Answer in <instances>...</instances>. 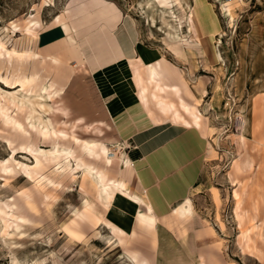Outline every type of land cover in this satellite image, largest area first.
<instances>
[{
	"label": "rangeland",
	"instance_id": "obj_1",
	"mask_svg": "<svg viewBox=\"0 0 264 264\" xmlns=\"http://www.w3.org/2000/svg\"><path fill=\"white\" fill-rule=\"evenodd\" d=\"M141 1L0 0V264H139L125 252L145 261L158 257L159 264H171L173 257L172 264H264V0H199L190 32L180 0H157L177 17L178 40L159 23L150 26ZM103 4L112 9L110 22L114 14L130 21L134 43L159 50L173 66L139 68L125 60L100 74L90 65L88 75L78 72L71 63L76 54L59 48L65 39L60 26ZM222 7L231 9L232 23ZM101 41L100 35L90 38V46ZM50 52L61 57L60 65L45 59ZM90 55V61L103 62L99 53ZM29 78H35L33 89L25 88ZM16 82L32 96L48 88L46 104L54 110L40 115L53 123L47 137L41 127L31 128L39 124L37 115L30 117L29 108L2 94L16 93ZM119 93L142 95L151 117L156 110L187 124L201 115L194 128L205 140L206 156L202 185L190 194L193 214L166 220L184 239L175 251L164 244L158 254L149 235L127 237L122 246L119 233L92 213V205L100 214L105 209L82 171H107L113 179L123 171L107 106ZM54 145L71 156L52 160L27 153ZM118 148V158L108 160L106 154Z\"/></svg>",
	"mask_w": 264,
	"mask_h": 264
},
{
	"label": "crops",
	"instance_id": "obj_2",
	"mask_svg": "<svg viewBox=\"0 0 264 264\" xmlns=\"http://www.w3.org/2000/svg\"><path fill=\"white\" fill-rule=\"evenodd\" d=\"M185 1L195 12L194 6L198 3ZM111 10L103 4L75 18L71 25L63 26L65 39L59 48L76 54V60L71 61L75 68H83V75H88L89 65L95 74H100L125 60L139 68H155L165 62L172 65L159 50L148 49L139 41L134 43L135 39L126 32L117 34L123 22L119 14H114L112 24L107 17ZM98 35L102 37L101 45L91 47L90 38L97 39ZM91 52L100 54L103 60L100 65L90 61ZM45 59L61 64V57L55 52H50ZM131 83L137 88L138 81L131 79ZM137 93L131 96L119 93L118 98L108 102L111 128L124 154L118 159L123 171L113 179L108 177L107 171L98 174L92 170L99 179L96 188L90 185L105 209L104 214H100L92 205V213L119 233L122 246L126 245L127 237L145 235L154 237L158 254L164 244L175 251V246L184 245V239L178 238L173 228H168L166 220L172 216L179 220L192 217L190 194L202 185L206 156L205 140L194 128L199 127L201 115L198 113L193 122L187 124L172 122L170 117L161 116L156 110L151 117L142 95ZM184 99L189 104L186 96ZM172 101L177 103V100ZM188 207L191 214L185 210ZM125 254L139 264H159L160 261L155 257L146 262L137 253ZM176 259L173 257L170 261L173 263Z\"/></svg>",
	"mask_w": 264,
	"mask_h": 264
},
{
	"label": "bare ground",
	"instance_id": "obj_3",
	"mask_svg": "<svg viewBox=\"0 0 264 264\" xmlns=\"http://www.w3.org/2000/svg\"><path fill=\"white\" fill-rule=\"evenodd\" d=\"M180 1L182 3V7H183L184 11L187 12V27H188V31L190 32L191 31V23L194 20L195 12H194V10H192L191 6L188 4L187 1H185V0H180ZM195 1L197 3L199 2V0H195ZM243 4H244V2H243ZM138 7L142 11V13L146 16L150 26L155 27L157 25V23H159L160 28L162 30H164V33L168 37H171L173 39L175 38L177 40L181 37L180 34H181V28L182 27L178 23L177 17L175 16L173 11H167L166 8H164L161 5H159V2H157V0H143V1H141L138 4ZM221 12H222V14L225 17H227L230 20V23L233 22L234 19H233V15H232V12H231L230 8L222 7ZM129 22L130 21L125 20L123 22V24L121 25L120 30L117 32V34H121L123 32H126V33L130 34V32L132 30V26H131V24ZM60 29L62 30L63 35H64L63 26H60ZM62 41H64V40H62ZM19 56H20V58H24L26 56V53L22 52V53L19 54ZM216 58L218 60L222 61L221 56L218 53L216 54ZM52 62L54 64H56L55 61H52ZM78 72H85V70L83 68H79ZM34 84H35V78H29L25 82V88L33 89L34 88ZM13 89H17L18 91H16V93H12V92L9 93V92H5L4 91V92H2V94H5V97L10 99V101L13 104L16 103L15 105L17 107H20V108H23V109L24 108H29L30 111H31L30 117L31 116L34 117L35 115H37L38 117L36 116L34 118H36V121L39 124H37L38 126H35V125H32L30 123L31 128L32 129H36V127H38V128L41 127V130L43 131L44 136L47 137L48 134L51 132V130H53V123L51 122L50 119H48L46 122H44L40 118V115L43 114V113H48V114L52 113L53 110H54L51 105L46 104L47 100L49 99V90H48V88L47 87L41 88V93L39 95H37V96H32L31 93H29V94L24 93L23 92L24 88L22 86H19L18 82H16L14 84ZM0 95H1V93H0ZM46 107H49V109L46 110ZM244 122H245V124L247 123V125H248V121L247 120H245ZM6 123L10 124V119L7 118V117H6ZM245 127L242 128V133L241 134H244V132L246 131L247 127L246 128ZM118 150H119L118 152H109V153H107L106 154L107 159L110 160V159L118 158V155L120 154V149L118 148ZM87 152L91 153L90 148H87ZM27 153L29 155H34V156H36L38 158H46V159H52V160L53 159H58V158L64 157V156H68V157L71 156V151L70 150L61 149L57 145H54L51 148V150H48V151H44L42 149H37V150L34 151L31 148H28L27 149ZM9 169H10V167H8V168H6L4 170L6 175L7 174H11V170L9 171ZM81 178L84 181L85 180L88 181L94 188H96V186L98 185L96 182H97V179H99V175L96 174V173H93V171L90 170V169L83 170L82 173H81ZM187 203H189V201ZM83 204H85V206H87V208H91V206L86 202V200L83 201ZM10 206L11 205H9L8 203L6 204V208L7 207L9 208ZM0 208H1V210L3 212L5 211V209L2 206H0ZM185 210L189 214L192 213L190 207L186 208ZM98 218L100 219V216H98ZM101 238H102V235L100 234V232L97 231L96 234H95V239L98 240V239H101Z\"/></svg>",
	"mask_w": 264,
	"mask_h": 264
}]
</instances>
